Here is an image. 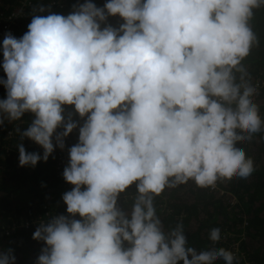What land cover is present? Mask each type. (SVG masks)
<instances>
[{
	"label": "clouds",
	"instance_id": "clouds-1",
	"mask_svg": "<svg viewBox=\"0 0 264 264\" xmlns=\"http://www.w3.org/2000/svg\"><path fill=\"white\" fill-rule=\"evenodd\" d=\"M261 7L264 0H85L66 16H34L19 39L5 37L0 125L32 114L16 131L43 149L20 143L19 165L47 162L79 129L63 171L73 185L62 197L68 215L33 233L46 244L37 264H238L225 247L190 246L182 220L165 231L154 201L190 182L209 189L256 171L240 141L264 132L259 85L245 64ZM109 17L123 22L114 27ZM65 106L83 125L66 119ZM133 185L129 213L120 198ZM222 238L217 225L210 239ZM0 264H16L11 249Z\"/></svg>",
	"mask_w": 264,
	"mask_h": 264
},
{
	"label": "trees",
	"instance_id": "trees-1",
	"mask_svg": "<svg viewBox=\"0 0 264 264\" xmlns=\"http://www.w3.org/2000/svg\"><path fill=\"white\" fill-rule=\"evenodd\" d=\"M25 0H0L2 23L20 9ZM25 16L19 20V28L28 31L34 16L49 14L68 15L85 0H30ZM103 7L106 0H93ZM44 11H41V9ZM123 21L119 17H109L108 23L119 27ZM252 26L258 40L254 44L245 64L254 81H264V7L255 11ZM3 50H0V79H7L3 69ZM257 102L264 113V84L258 90ZM7 90L0 84V99H5ZM83 125L84 120L66 106L65 116ZM34 117L26 113L21 121L0 125V253L12 250L16 264H37L44 241L33 239V233L41 222L54 216L68 215L63 194L71 190L61 171L60 148H56L48 161L41 160L35 167L19 165L18 145L23 143L29 152L43 153V149L29 138L21 139L16 131L25 130ZM79 129L70 134L66 147L78 142ZM55 142V141H54ZM256 165V171L246 180L233 177L217 184L215 188L201 189L194 183L180 186L155 198V206L165 231L183 221L185 235L190 246L197 250L207 247H225L236 253L238 264H264V132L256 134L251 141H240ZM138 195L135 185L121 194L120 204L130 213ZM79 219V217H76ZM222 226L223 238L210 239L211 230ZM238 245V254L234 245ZM244 257V258H243ZM215 264H223L218 260Z\"/></svg>",
	"mask_w": 264,
	"mask_h": 264
},
{
	"label": "built area",
	"instance_id": "built-area-1",
	"mask_svg": "<svg viewBox=\"0 0 264 264\" xmlns=\"http://www.w3.org/2000/svg\"><path fill=\"white\" fill-rule=\"evenodd\" d=\"M29 1L30 0H25V3L23 1V5L20 7V9L16 10V12L12 13L11 15H9L7 17L8 22L6 24H3L2 19L0 18V50L1 49L3 50V40L5 39V37L8 34H11L12 36L16 37L17 39L21 38L25 34V32H23L19 28L18 25H19L20 18L25 16L26 12L28 11V7L30 5H27V3L29 4L30 3ZM0 17H1V15H0ZM255 82L258 83L259 89H261V86L264 84V81L262 82L260 80H257ZM65 111H66V106H65ZM62 131H63V128L58 129V132H62ZM68 138H70V135H69V137L65 138V142ZM60 152H61V158H60L59 168L61 171H59V172L63 175L64 168L66 166H68V164H69V152H68L67 148H64L63 150L60 149ZM70 187L72 189L73 185L70 184ZM234 248H236L237 255H238V257H240V255L238 254V252H239L238 251V245L235 244ZM240 259L243 260L241 257H240Z\"/></svg>",
	"mask_w": 264,
	"mask_h": 264
}]
</instances>
